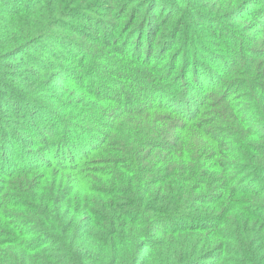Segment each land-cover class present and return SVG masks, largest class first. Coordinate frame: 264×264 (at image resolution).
<instances>
[{
    "label": "trees",
    "instance_id": "trees-1",
    "mask_svg": "<svg viewBox=\"0 0 264 264\" xmlns=\"http://www.w3.org/2000/svg\"><path fill=\"white\" fill-rule=\"evenodd\" d=\"M0 264H264V0H0Z\"/></svg>",
    "mask_w": 264,
    "mask_h": 264
}]
</instances>
